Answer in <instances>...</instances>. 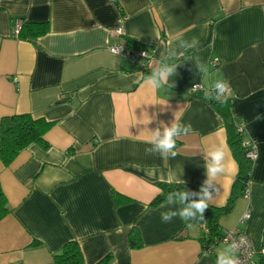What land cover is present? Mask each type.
I'll return each instance as SVG.
<instances>
[{
    "label": "crops",
    "instance_id": "crops-1",
    "mask_svg": "<svg viewBox=\"0 0 264 264\" xmlns=\"http://www.w3.org/2000/svg\"><path fill=\"white\" fill-rule=\"evenodd\" d=\"M19 21L45 22L48 30L21 39L13 34ZM118 27L122 34L112 36ZM129 40L148 48L154 66L179 63L168 85L147 89L143 81L153 69L143 73L109 51ZM197 60L206 73L196 70ZM217 80L228 83L231 114L257 145L247 192L219 218L217 232L239 228L259 252L264 0H0V120L26 113L52 123L44 134L48 147L33 143L8 166L0 160L9 209L0 219V264H58L54 256L70 241L82 264H216L228 244L209 243L208 214L226 204L237 172L221 178L203 219L165 223L161 212L180 205L169 206L166 198L150 203L159 184L199 192L209 144L223 143L235 161L224 119L205 96ZM177 111L179 122L192 127L177 140V156L147 153L149 131L160 122L170 126ZM133 229L139 247L129 244Z\"/></svg>",
    "mask_w": 264,
    "mask_h": 264
},
{
    "label": "clouds",
    "instance_id": "clouds-1",
    "mask_svg": "<svg viewBox=\"0 0 264 264\" xmlns=\"http://www.w3.org/2000/svg\"><path fill=\"white\" fill-rule=\"evenodd\" d=\"M182 47H190V45L182 44ZM119 50L113 49L115 55L120 54ZM183 53H181L182 55ZM174 56L175 53H171ZM168 58L165 57L166 61ZM179 63L160 62L153 68L151 73L145 77L143 86L149 90H157L169 84V78L177 74ZM195 68L200 73L207 72V66L197 60ZM174 83V81H173ZM171 86V85H169ZM229 85L224 80H217L211 89L205 92V96L209 99H215L222 102L226 99ZM157 104L166 105L165 102ZM174 120L170 126L160 122V125L149 131L147 143L150 145L146 149L149 154L159 153L164 158H175L177 156L176 143L181 136L188 135L192 132L190 124H183L179 121L181 117L179 111L173 113ZM259 119V117H257ZM150 122V119L148 123ZM147 123V124H148ZM204 153V169L206 179L200 186L199 192L183 190L170 192L167 197V205H180L179 208L169 207L167 211L161 212V220L165 223L170 222L174 217H180L184 221L203 219V214L209 208L210 203L216 198L220 192L221 178L225 175H235L237 165L235 161L228 159V154L223 143L209 144ZM183 182V181H182ZM184 183V182H183ZM215 194V195H214ZM248 241L241 236L238 241L233 240L227 247L221 251L216 259V264H241L240 258L236 253L243 247H246Z\"/></svg>",
    "mask_w": 264,
    "mask_h": 264
},
{
    "label": "trees",
    "instance_id": "trees-1",
    "mask_svg": "<svg viewBox=\"0 0 264 264\" xmlns=\"http://www.w3.org/2000/svg\"><path fill=\"white\" fill-rule=\"evenodd\" d=\"M48 24L25 22L21 24L18 38L31 39L46 33ZM137 41L129 40L127 45H132ZM209 99V98H208ZM217 108L224 119L226 130V141L235 159L238 170L232 184L230 196L224 206L211 207L207 225L209 232V243L220 237L218 230V220L225 213L229 212L234 205L236 198L244 194L246 182L249 180L252 164L246 157V150L242 146V134L237 131L238 122L233 118L230 111L231 98H227L222 102L215 99H209ZM52 123L44 119H34L29 114H13L3 117L0 120V160L4 166H8L19 154L20 151L27 148L33 143H37L43 148L48 147V143L44 140V134L50 129ZM161 192L151 201V205H155L163 201L170 192L187 189L194 191L192 186L183 184H159ZM116 196V194H115ZM9 212L7 199L0 188V219ZM131 247H139V235L136 229H133L128 236ZM209 245V244H208ZM58 264H82V254L78 244L75 241L66 243L62 251L54 256ZM106 260H102L98 264H105Z\"/></svg>",
    "mask_w": 264,
    "mask_h": 264
},
{
    "label": "built area",
    "instance_id": "built-area-1",
    "mask_svg": "<svg viewBox=\"0 0 264 264\" xmlns=\"http://www.w3.org/2000/svg\"><path fill=\"white\" fill-rule=\"evenodd\" d=\"M21 22L16 23V27L14 29V36L17 37L19 29L21 27ZM110 34L112 36H118L122 34L121 28L112 29L110 31ZM120 56L126 57L131 60L132 64L137 67L141 72L148 73L150 70H152L155 66L152 61V55L149 52L148 48L143 45L140 42H135L132 45H121L119 43H114L109 46V51L114 54L113 49L119 50L121 49ZM212 64L214 66H217L219 64V61L217 58H214L212 60ZM192 89H199L202 88L200 84H194L191 87ZM207 91V90H206ZM230 98L228 93L226 95V99ZM225 100V99H224ZM237 131L242 134V146L246 150V157L250 160L251 164L254 163V161L257 158V145L256 142L248 138L245 135V129L244 126L240 123L237 124ZM248 182V181H247ZM247 182H246V188L244 191V195L247 192ZM248 217V213H244L242 220ZM243 236L247 239L248 244L246 247L241 248L236 255L240 258L241 264H264V248L260 249L259 252H256L252 249L250 241L248 237L239 229V228H233L231 230H226L223 232L220 237L216 238L214 242H222L229 244L233 240L238 241L240 237ZM259 257L260 260L256 259Z\"/></svg>",
    "mask_w": 264,
    "mask_h": 264
}]
</instances>
